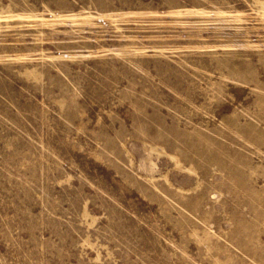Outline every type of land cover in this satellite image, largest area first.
Segmentation results:
<instances>
[{"label":"rangeland","instance_id":"374dc122","mask_svg":"<svg viewBox=\"0 0 264 264\" xmlns=\"http://www.w3.org/2000/svg\"><path fill=\"white\" fill-rule=\"evenodd\" d=\"M0 264H264V0H0Z\"/></svg>","mask_w":264,"mask_h":264}]
</instances>
